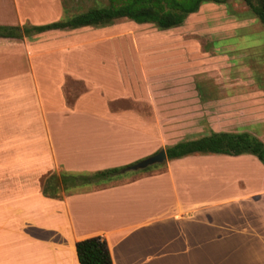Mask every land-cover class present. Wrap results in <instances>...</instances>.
<instances>
[{"label":"crops","instance_id":"obj_1","mask_svg":"<svg viewBox=\"0 0 264 264\" xmlns=\"http://www.w3.org/2000/svg\"><path fill=\"white\" fill-rule=\"evenodd\" d=\"M211 5L158 31L174 30V39L135 37L140 24L126 19L0 37V264H78L74 244L91 236L104 239L111 264H264V179L247 189L255 182L229 168L254 161L264 172L249 155L193 154L102 188L60 198L41 192L51 172L121 166L150 154L149 127L161 124L129 106L154 107V86L161 102L168 89L180 97L178 111L186 102L192 121L203 112L202 134L248 131L226 129L225 114L212 111L224 109L226 99L264 93V34H257L258 48L237 46L236 37L252 25L236 22L200 49L183 30L189 16ZM62 15L58 0H0V25H38ZM144 46L156 47L158 63L142 59ZM119 47L128 48L125 56L116 55ZM93 48L107 52L97 59ZM133 55L141 65L136 71ZM167 57H175L174 66ZM215 69L222 70L219 83ZM66 78L85 87L72 102L64 96ZM230 177L243 180L233 189L246 192L243 198L231 197Z\"/></svg>","mask_w":264,"mask_h":264},{"label":"trees","instance_id":"obj_2","mask_svg":"<svg viewBox=\"0 0 264 264\" xmlns=\"http://www.w3.org/2000/svg\"><path fill=\"white\" fill-rule=\"evenodd\" d=\"M228 0H91L89 6L67 14L61 4V18L38 25H0V37L22 38L50 29L97 26L118 19L137 24H151L157 30L181 25L188 14L194 13L205 2L224 4ZM254 19L264 26V0H240ZM166 160L193 154L249 155L264 167V142L249 131H212L197 137L183 139L165 145ZM163 162L147 166L141 171L162 166ZM126 165V164H125ZM121 166H111L93 171L51 172L43 180L41 192L44 196L60 198L62 194L90 191L107 186V183L122 177ZM78 264H111L104 239L91 236L74 244Z\"/></svg>","mask_w":264,"mask_h":264},{"label":"rangeland","instance_id":"obj_3","mask_svg":"<svg viewBox=\"0 0 264 264\" xmlns=\"http://www.w3.org/2000/svg\"><path fill=\"white\" fill-rule=\"evenodd\" d=\"M60 2V5H65L67 11V14H71L75 11H78L79 8L78 5H81L80 9H84L87 6L90 5L91 0H58ZM31 2V0H30ZM247 22L252 25L250 28L249 33L241 34L243 32L237 31L236 34H241L242 38L236 37L237 40V46L241 45H253L255 48H258V43L260 41V38L257 37V34L261 33L264 34V26L259 23L256 19L252 17V15L249 13L245 5L240 0H228L226 4H216L211 5L210 7H204L200 9L196 14L191 15L188 17L186 23L187 27L184 28V38H196L200 42V49H204L205 41L206 39L215 38L218 36H221L222 34H225L226 29H229L230 26L233 23L236 22ZM119 22H122L124 24H129V21L121 20ZM26 24L30 23V21L24 22ZM191 26L194 27L195 32L191 34L190 28ZM137 30H135L133 33L135 34V37L138 38H144V39H150V40H163V39H174L177 37L176 31L171 32H158L155 27H153L151 24H140L136 27ZM222 39V38H219ZM156 48V47H155ZM154 47L146 48L145 46L142 47L143 54H145V58L142 57L146 62L148 63H158L159 58L157 54L154 52L156 51ZM96 51L93 53L96 55L97 59L103 56V52H107L104 49L105 48H93ZM116 49V55H124L128 48L126 47H119ZM147 52V53H146ZM147 54V55H146ZM142 56V55H141ZM134 59V67L135 71L140 68V64L138 63V59L134 55L132 56ZM95 58V57H94ZM96 59V60H97ZM94 60V62L96 61ZM167 63H171L172 66L175 64V57H167L166 58ZM216 70V69H215ZM173 71V70H171ZM109 76H111V71H108ZM222 74V70L220 71H213L212 76L217 80V83L220 82V78ZM205 74H202L198 77L200 80L201 78L205 77ZM141 83V82H140ZM136 84L142 85V84ZM109 85H111L113 88L116 86L114 85V82H109ZM173 86V84L171 85ZM160 87H152L151 89L155 93L156 102L154 103V107H149L145 103H132L126 104V103H116L113 104L112 107L118 106L123 107V105H131L129 107L135 108V112L139 115H143L145 118L152 120L153 118H157L160 122V126L157 128H154V126L149 127V130L152 134L155 135V138L153 137V141L151 142V153L157 151L159 148H163V146L174 143L177 140L180 139H186L189 137H197L201 135L202 133L206 132V128L204 125H207V122L205 120L204 113L199 111L197 117V121H192V116L190 110L185 111V104L186 102L182 101L183 110L178 111L179 105L176 104L178 101H180V97H176L173 91H169L165 95V99L163 102L159 100L162 98V93L160 95L159 90ZM264 88V86H263ZM85 89L84 85L81 82L74 81L70 78H66L63 84V92L65 99L68 102H72L74 99V96L80 93ZM230 91H234V88H231ZM264 91V90H263ZM170 93V94H169ZM221 97V95H218ZM184 98V97H183ZM165 102V104H164ZM223 104H226L224 109L220 111H212L216 114H225L224 119L227 120L225 122V128L229 130L234 129H245L253 134H255L261 141L264 142V93L263 94H248L245 96L240 97H233L230 99L224 100ZM237 107H242L241 110L236 111L235 109ZM184 114V116H182ZM187 114V115H185ZM194 117V116H193ZM217 121H223L222 118H217ZM153 123V122H152ZM227 124V125H226ZM153 125V124H152ZM159 136L161 140L157 138ZM149 155V154H148ZM256 163V162H255ZM254 161H252L250 164H246V162H240V163H233L231 162L229 164V168H231V175L233 174H242L244 177H246L249 180L254 181L255 183L247 182L245 184L246 188L249 189L252 186H257L261 183V181L264 179V172H262L259 167L255 165ZM165 166V162L162 166L152 167L149 170L141 171L135 170V171H128L123 173L122 177L111 181L107 183L108 185L116 184L123 182L127 179H131L135 174H141V173H149V172H156L163 169ZM230 186L231 190H233L237 184L239 186H244V182L242 179H236V181L230 177ZM238 182V183H237ZM246 191V190H245ZM238 193H241L239 196H242V198L245 196L244 191H231V197L233 198ZM263 194V193H261ZM252 198H260V193L257 195H252Z\"/></svg>","mask_w":264,"mask_h":264},{"label":"water","instance_id":"obj_4","mask_svg":"<svg viewBox=\"0 0 264 264\" xmlns=\"http://www.w3.org/2000/svg\"><path fill=\"white\" fill-rule=\"evenodd\" d=\"M166 160L164 148H159L157 151L146 155L138 160H135L129 164H126L122 168H120L119 173H125L128 171H135L139 169H143L147 166H150L155 163H160Z\"/></svg>","mask_w":264,"mask_h":264}]
</instances>
